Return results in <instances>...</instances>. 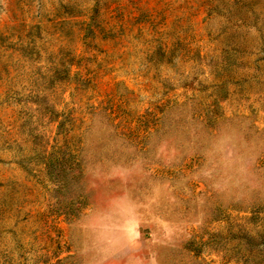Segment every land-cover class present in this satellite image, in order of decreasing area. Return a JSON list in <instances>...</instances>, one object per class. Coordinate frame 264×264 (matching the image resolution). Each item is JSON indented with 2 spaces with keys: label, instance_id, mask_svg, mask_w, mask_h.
Instances as JSON below:
<instances>
[{
  "label": "rangeland",
  "instance_id": "1",
  "mask_svg": "<svg viewBox=\"0 0 264 264\" xmlns=\"http://www.w3.org/2000/svg\"><path fill=\"white\" fill-rule=\"evenodd\" d=\"M0 264H264V0H0Z\"/></svg>",
  "mask_w": 264,
  "mask_h": 264
},
{
  "label": "clouds",
  "instance_id": "2",
  "mask_svg": "<svg viewBox=\"0 0 264 264\" xmlns=\"http://www.w3.org/2000/svg\"><path fill=\"white\" fill-rule=\"evenodd\" d=\"M125 211H127V210H125Z\"/></svg>",
  "mask_w": 264,
  "mask_h": 264
}]
</instances>
